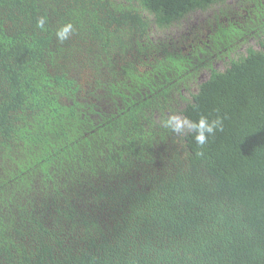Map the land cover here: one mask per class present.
<instances>
[{
    "label": "trees",
    "instance_id": "1",
    "mask_svg": "<svg viewBox=\"0 0 264 264\" xmlns=\"http://www.w3.org/2000/svg\"><path fill=\"white\" fill-rule=\"evenodd\" d=\"M0 264H264V0H0Z\"/></svg>",
    "mask_w": 264,
    "mask_h": 264
},
{
    "label": "clouds",
    "instance_id": "2",
    "mask_svg": "<svg viewBox=\"0 0 264 264\" xmlns=\"http://www.w3.org/2000/svg\"><path fill=\"white\" fill-rule=\"evenodd\" d=\"M47 19L44 16L37 18L36 26L40 30H46ZM75 32V27L71 22L62 23L55 31L56 39L63 43L68 40ZM195 105L193 108L195 109ZM162 126L169 129L176 136L191 135L195 143L201 147L206 145L210 137L216 132L223 130V118L217 115L209 118L200 115L196 120L190 119L180 113L169 110L165 119L161 121Z\"/></svg>",
    "mask_w": 264,
    "mask_h": 264
},
{
    "label": "rangeland",
    "instance_id": "3",
    "mask_svg": "<svg viewBox=\"0 0 264 264\" xmlns=\"http://www.w3.org/2000/svg\"><path fill=\"white\" fill-rule=\"evenodd\" d=\"M233 0H230V2H232Z\"/></svg>",
    "mask_w": 264,
    "mask_h": 264
}]
</instances>
